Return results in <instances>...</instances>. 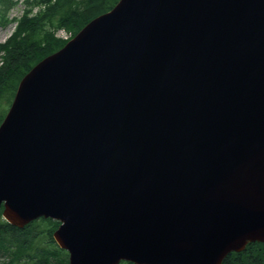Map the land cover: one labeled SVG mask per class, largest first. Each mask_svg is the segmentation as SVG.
Returning a JSON list of instances; mask_svg holds the SVG:
<instances>
[{
	"label": "water",
	"instance_id": "1",
	"mask_svg": "<svg viewBox=\"0 0 264 264\" xmlns=\"http://www.w3.org/2000/svg\"><path fill=\"white\" fill-rule=\"evenodd\" d=\"M2 218L69 264H222L264 242V0H118L19 82Z\"/></svg>",
	"mask_w": 264,
	"mask_h": 264
},
{
	"label": "trees",
	"instance_id": "2",
	"mask_svg": "<svg viewBox=\"0 0 264 264\" xmlns=\"http://www.w3.org/2000/svg\"><path fill=\"white\" fill-rule=\"evenodd\" d=\"M117 0H23L25 8L10 38L0 44V123L21 78L41 59L60 49L63 29L74 36L92 18L110 10ZM15 0H0V26L12 22L8 12ZM37 8L35 12L33 9ZM0 264H67L68 255L58 248L52 232L58 222L37 219L19 229L1 218ZM236 260V261H235ZM256 260V261H255ZM131 264V263H120ZM222 264H264V243H250L231 253Z\"/></svg>",
	"mask_w": 264,
	"mask_h": 264
},
{
	"label": "rangeland",
	"instance_id": "3",
	"mask_svg": "<svg viewBox=\"0 0 264 264\" xmlns=\"http://www.w3.org/2000/svg\"><path fill=\"white\" fill-rule=\"evenodd\" d=\"M23 9H24L23 0H17V4L9 11L8 18L11 19V18L18 17L21 14ZM35 10H36V8H35ZM14 26H15V24L13 22L8 23L7 26H5V27L0 26V43H4L6 41L7 37L13 31ZM67 33L65 32V30L59 29L56 32L55 36L58 38L64 39L63 37L67 36L68 35Z\"/></svg>",
	"mask_w": 264,
	"mask_h": 264
},
{
	"label": "bare ground",
	"instance_id": "4",
	"mask_svg": "<svg viewBox=\"0 0 264 264\" xmlns=\"http://www.w3.org/2000/svg\"><path fill=\"white\" fill-rule=\"evenodd\" d=\"M65 35V34H64ZM236 261V260H235ZM256 261V260H255Z\"/></svg>",
	"mask_w": 264,
	"mask_h": 264
}]
</instances>
